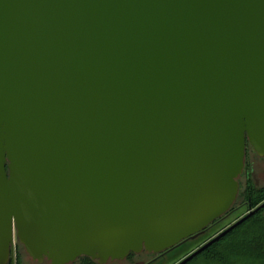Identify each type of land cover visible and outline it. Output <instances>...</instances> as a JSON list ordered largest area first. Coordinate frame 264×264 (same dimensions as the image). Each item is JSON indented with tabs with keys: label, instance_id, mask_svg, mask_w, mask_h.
<instances>
[{
	"label": "water",
	"instance_id": "obj_1",
	"mask_svg": "<svg viewBox=\"0 0 264 264\" xmlns=\"http://www.w3.org/2000/svg\"><path fill=\"white\" fill-rule=\"evenodd\" d=\"M264 158V0H0V264L167 254ZM177 264H187L255 212Z\"/></svg>",
	"mask_w": 264,
	"mask_h": 264
},
{
	"label": "trees",
	"instance_id": "obj_2",
	"mask_svg": "<svg viewBox=\"0 0 264 264\" xmlns=\"http://www.w3.org/2000/svg\"><path fill=\"white\" fill-rule=\"evenodd\" d=\"M238 199H240L238 206L234 203L231 207L232 211L213 222L204 234L176 248L174 252L184 251V253L173 264H177L248 212L263 204L264 185L255 187L247 172L244 188L240 194L238 193L236 200ZM81 258L90 261L89 258ZM200 259L208 264H264V207L187 264L195 263ZM14 264H20L17 257Z\"/></svg>",
	"mask_w": 264,
	"mask_h": 264
},
{
	"label": "rangeland",
	"instance_id": "obj_3",
	"mask_svg": "<svg viewBox=\"0 0 264 264\" xmlns=\"http://www.w3.org/2000/svg\"><path fill=\"white\" fill-rule=\"evenodd\" d=\"M247 172L249 173L251 181L255 187H261L264 185V158L257 157L256 154L249 147L246 149L245 159H244V168H243L242 174L238 178L239 194L242 192L244 188L246 178H247ZM239 200L240 199L235 201V205L238 206ZM15 246H16L15 254L20 264H35L28 257L24 248L17 242V240L15 243ZM183 253L184 251L170 252L156 264H173L175 261H177L182 256ZM148 260H150L149 255L143 252L129 260L107 262L106 264H135L137 262L145 263ZM44 264H48V263H44ZM192 264H208V263H206L205 260L200 259Z\"/></svg>",
	"mask_w": 264,
	"mask_h": 264
},
{
	"label": "flooded vegetation",
	"instance_id": "obj_4",
	"mask_svg": "<svg viewBox=\"0 0 264 264\" xmlns=\"http://www.w3.org/2000/svg\"><path fill=\"white\" fill-rule=\"evenodd\" d=\"M239 193V192H238ZM238 196V195H237ZM240 208V207H239ZM232 211V209H230L229 210V213ZM254 211V210H253ZM251 212V211H250ZM250 212H248V213H250ZM247 213V214H248ZM246 214V215H247ZM245 215V216H246ZM244 217V216H243ZM242 217V218H243ZM241 219V218H240ZM239 219V220H240ZM237 222V221H236ZM15 243H16V239H14V262H15V259H16V246H15ZM144 251H142L141 253H143ZM140 253V254H141ZM146 253V252H145ZM147 254V253H146ZM168 254V253H167ZM167 254H164V253H161V254H157V255H151V254H147V255H149V257H150V260H148L147 262H145V263H140V262H137V263H135V264H156V263H158L161 259H163ZM137 255H139V254H132V255H129L126 259H124V260H129V259H131V258H133V257H135V256H137ZM14 262H13V264H14ZM110 262V261H109ZM35 264H38V263H36V262H34ZM44 263H47V262H44ZM43 263V264H44ZM49 264V263H48ZM71 264H98L96 261H92V260H90V261H88V260H84L83 258H79V259H77L75 262H73V263H71Z\"/></svg>",
	"mask_w": 264,
	"mask_h": 264
}]
</instances>
